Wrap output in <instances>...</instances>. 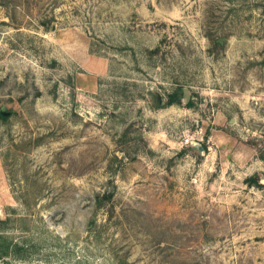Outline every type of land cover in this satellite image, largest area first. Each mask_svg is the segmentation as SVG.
<instances>
[{
	"label": "rangeland",
	"instance_id": "rangeland-1",
	"mask_svg": "<svg viewBox=\"0 0 264 264\" xmlns=\"http://www.w3.org/2000/svg\"><path fill=\"white\" fill-rule=\"evenodd\" d=\"M1 111L0 264H264V0H0Z\"/></svg>",
	"mask_w": 264,
	"mask_h": 264
},
{
	"label": "trees",
	"instance_id": "trees-1",
	"mask_svg": "<svg viewBox=\"0 0 264 264\" xmlns=\"http://www.w3.org/2000/svg\"><path fill=\"white\" fill-rule=\"evenodd\" d=\"M180 100L176 96H172L170 99V103H179ZM0 118L5 119L6 116L0 112ZM207 149V147H205ZM261 157L264 159V152L261 150ZM251 185L253 186H262L261 178H250L249 181ZM7 220H1L0 219V229L5 228V224L7 223ZM25 251L24 246H22L18 242H14L10 240L5 234L0 233V260L5 259L6 257L14 255L18 258H23L25 254H22Z\"/></svg>",
	"mask_w": 264,
	"mask_h": 264
},
{
	"label": "water",
	"instance_id": "water-1",
	"mask_svg": "<svg viewBox=\"0 0 264 264\" xmlns=\"http://www.w3.org/2000/svg\"><path fill=\"white\" fill-rule=\"evenodd\" d=\"M3 115H8L10 114V112H4V111H1Z\"/></svg>",
	"mask_w": 264,
	"mask_h": 264
}]
</instances>
